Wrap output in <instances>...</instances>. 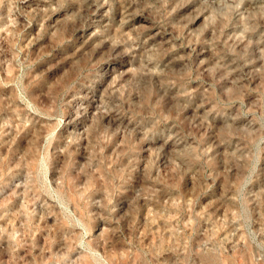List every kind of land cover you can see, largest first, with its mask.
Returning <instances> with one entry per match:
<instances>
[{
    "label": "rangeland",
    "instance_id": "1",
    "mask_svg": "<svg viewBox=\"0 0 264 264\" xmlns=\"http://www.w3.org/2000/svg\"><path fill=\"white\" fill-rule=\"evenodd\" d=\"M0 264H264V0H0Z\"/></svg>",
    "mask_w": 264,
    "mask_h": 264
}]
</instances>
